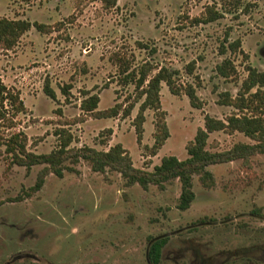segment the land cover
I'll return each mask as SVG.
<instances>
[{
    "label": "rangeland",
    "instance_id": "1",
    "mask_svg": "<svg viewBox=\"0 0 264 264\" xmlns=\"http://www.w3.org/2000/svg\"><path fill=\"white\" fill-rule=\"evenodd\" d=\"M208 7L221 16L205 21L213 14ZM0 17L51 28L32 26L12 49L0 45V76L27 107L15 126L1 122L0 134L24 131L35 153L58 148V131L66 129L70 147L122 143L136 167L152 170L165 155L185 159L206 114L226 119L237 111L222 103L225 93L237 96L249 66L264 70V0H116L110 7L102 0H0ZM225 59L235 66L228 65L229 76L217 69ZM161 66L178 70L182 92L162 84L170 137L153 155L157 117L145 111L140 141L135 118L145 97L137 80L143 69L151 67L150 79ZM46 81L56 99L46 94ZM187 84L195 86L198 106L184 92ZM86 92L99 94L98 110L121 104L120 113L84 110ZM238 142L254 141L219 130L207 147ZM64 165L63 176L50 172L37 188L45 164L20 166L5 145L0 149V264H153L150 245L166 236L159 264H264V153L209 165L211 184L195 175L187 209L179 207V179L143 188L116 170L94 171L83 158Z\"/></svg>",
    "mask_w": 264,
    "mask_h": 264
},
{
    "label": "trees",
    "instance_id": "2",
    "mask_svg": "<svg viewBox=\"0 0 264 264\" xmlns=\"http://www.w3.org/2000/svg\"><path fill=\"white\" fill-rule=\"evenodd\" d=\"M108 7L116 4V0H102ZM208 11L213 14L205 18L211 21L218 18L220 13L208 7ZM36 26L39 30L49 31L51 28L45 23H32L27 19H12L0 17V45L3 48L12 49L17 45L22 35ZM239 42H232L230 46H238ZM222 50H226L223 46ZM225 52V51H222ZM235 70L232 61L225 59L218 65V72L223 76H229L228 65ZM192 64L188 69L192 71ZM143 69L137 80V88L140 89V96L145 97L140 105L139 112L135 118L136 132L141 141L144 133V122L146 121L145 111L148 108L154 109L157 117L155 142L152 146V154H157L158 150L170 137V130L166 119V111L162 108L161 89L165 82L173 94H180L182 87L178 84V70L167 66H161L159 70L150 77L149 70ZM249 74L243 81L237 96L225 93L222 103L233 106L237 111L229 115L226 119L214 117L206 114L204 126L198 128L196 135L187 145L188 157L180 159L176 155H165L161 162L156 164L152 170L136 167L130 152L117 143L108 150L98 149L90 145L82 147H70L73 136L66 129H60L61 142L58 148L49 153H35L28 149V135L24 131L14 132L8 137L0 134V149L3 145L6 151L12 156L15 164L31 168L34 165L45 164L37 181V188H40L48 173L54 172L58 176H63L64 161L73 157L75 161L81 158L90 162L94 171L104 172L108 168L118 171L127 180L128 184H140L143 188H148L152 184L163 185L171 179H179L182 184L179 207L187 209L196 197L193 189L194 176L199 174L204 184L213 183V172L207 169L211 164L229 162L236 159L247 160L250 156L264 153V70L256 67H248ZM147 85H145L146 81ZM45 92L48 96L56 99L57 94L51 87L49 81L45 83ZM70 86L63 87L68 93ZM184 92L189 96L193 105L198 106V95L194 85L187 84ZM88 97L82 101V108L93 113L96 117H113L120 113L121 104L111 108L98 110L100 102L99 94L86 92ZM134 104L124 110V114L131 113ZM26 105L20 97V93L11 89L0 76V123L7 122L9 127L15 126V118L26 110ZM223 130L226 132H242L250 137L254 142H238L231 148L221 151L210 150L208 140L214 131ZM169 237H159L152 241L149 248V259L153 264L161 262L163 248L167 244Z\"/></svg>",
    "mask_w": 264,
    "mask_h": 264
}]
</instances>
